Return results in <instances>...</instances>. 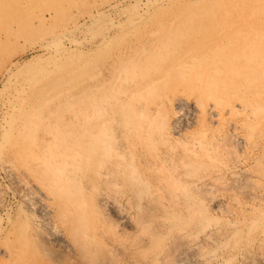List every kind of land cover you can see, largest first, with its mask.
I'll return each mask as SVG.
<instances>
[{"label": "rangeland", "instance_id": "374dc122", "mask_svg": "<svg viewBox=\"0 0 264 264\" xmlns=\"http://www.w3.org/2000/svg\"><path fill=\"white\" fill-rule=\"evenodd\" d=\"M134 1L0 0V137L2 136V140L0 138L2 142L0 143V248L2 250H0V264H73L71 257H76L77 264H97L100 261L112 259V257L117 258V256H119L118 260L121 258L120 260L127 264L138 259H142L139 261L144 264H157L161 257L166 259L163 264L164 262L165 264H221L227 259H231L234 264L264 263V224L254 223L256 226L255 232L251 234L250 247L242 246L241 249V244L238 242L241 235L239 230L241 226H245V218L247 219L249 215L240 216V208L243 209L250 202L258 203L255 191L257 186L251 178V172L256 166L254 155L244 159L242 157L237 162L238 159L234 157L239 152L238 148H235L233 155L227 153L226 158L220 161H195L194 156L185 155L183 149L190 144V141L200 137L201 122L197 118L195 121L189 118L183 122L180 128L181 133L175 135L176 139L165 138L164 143L159 142L156 145L159 151L167 149L166 146L173 145L178 156L176 155L169 164L165 165V171L177 181L187 183V185L181 183L182 185L179 186L181 189L179 187L177 189L175 184L170 185L168 193L172 192L169 193V197L177 198L187 207L183 213L175 212L163 205L167 200V192L161 186H165V183L156 182V176L145 170L141 161L143 155L141 151L136 152V147L132 143L134 139L125 140V136L121 133L120 124L123 120L121 113L124 111L121 102L124 100L120 101L117 108L108 114L112 108H109V104L117 103L112 96L117 95V91L121 88L120 82L123 79L138 80L140 78L136 74V71L140 70V64H138L131 69L130 73H125V69L121 70L120 76L123 78L120 77L119 81H108L109 67L114 60L113 48H128L130 41L134 42L135 37V42L137 40L139 42L144 39L143 37H147L148 33L145 24L141 23L137 27L139 29L131 35H119L120 29L117 25L123 23L124 18L137 17L149 4L150 14L153 16L171 14L169 12L172 10L168 5L159 4L160 0ZM99 45L96 51L91 49ZM42 46L55 52L54 55L57 58H61L62 55L66 58L69 55L75 56L74 60H78L86 55L84 63L88 64L86 67L83 64L80 71L75 73L71 71L72 74L70 72L67 74L61 71L56 78L52 75H47L48 78H46L44 77L46 70L43 66L45 62L42 63L40 60L43 58ZM56 49L60 52L56 53ZM90 49L91 51L87 52ZM37 71L43 72L38 82L39 89L44 88L39 94L41 100L32 103L29 100L28 89L20 92V96H23H21L22 108L17 112L9 111L6 114L4 122L9 128L8 132L2 134L1 123L6 110V96L14 93L15 87L21 83H25L27 88L31 86L32 81L36 79L33 75H37ZM52 78L56 83L51 80ZM30 89L32 93L35 90L32 86ZM149 97L155 99L154 96ZM168 98H170L169 93ZM121 105L122 110L120 111ZM44 114H48L46 118ZM152 124H156L157 128L161 129L162 117L159 115L157 121ZM86 130H89V134L84 132ZM90 132L94 135L98 133L100 137L98 138L104 141L100 153H105L106 148L113 154H117L120 152L119 147L124 146L123 141H127L128 152L126 156H123L125 158H122L120 154L116 155V157L119 156L118 160L122 161L121 165L127 164V167L122 172H119L121 168L117 167L118 169L116 168L117 170H114L112 174L114 178L107 177L106 172L103 175L99 174L101 171H106L108 169L106 167L112 161V156L104 157L101 153L99 165L86 169L84 175L70 171L69 190L71 189L73 195L79 196L84 207L81 212L69 215L66 220L67 225L60 224L57 213L61 206V198L58 196L57 200L55 198L56 201L50 200L46 189V186L54 188V183L60 181L58 171L52 169L54 161L51 162V157H48L45 162V164L49 163L45 166L47 173L27 171L26 175L18 173L7 161L14 157L17 164L27 167L49 156L50 149L53 150L52 154L61 155L60 153H63L69 159V156L74 154L73 152L78 151V143L82 145L79 151H84L83 143L90 138ZM182 134L185 135L184 138ZM45 144L49 145L47 153L43 149ZM111 151L109 154L112 155ZM67 165L69 164L65 163V167ZM72 168L71 165L70 169ZM95 169L102 170L95 173ZM108 171L111 172L110 168ZM218 176L220 178H217ZM107 178L117 179V181L109 180L110 183L107 185L105 183L108 182ZM194 178L198 186L191 183ZM199 178L201 181H198ZM191 185H196V187L192 188ZM208 190L211 192L209 193ZM222 195L226 198L221 197ZM224 198L228 201L227 203H222L217 209L213 207L217 201ZM106 201L109 204H106ZM54 221L59 225L62 236L73 242L74 254L65 251L63 243L56 241L54 243V240L50 238L49 227ZM259 225L262 227L260 228ZM188 228H192L195 234L192 242L182 240L179 235L180 231ZM215 229L222 231L221 238L214 235ZM77 233L79 235L85 233L87 238L84 239L82 236L77 238ZM117 233L123 234V245L129 246L124 255L114 250V234ZM197 243L200 244L197 246ZM221 257L224 258L222 261Z\"/></svg>", "mask_w": 264, "mask_h": 264}, {"label": "bare ground", "instance_id": "6f19581e", "mask_svg": "<svg viewBox=\"0 0 264 264\" xmlns=\"http://www.w3.org/2000/svg\"><path fill=\"white\" fill-rule=\"evenodd\" d=\"M159 4L170 6L172 10L169 13L171 14H167L164 16H153L150 14L151 7L149 4L141 11V13L137 17L124 18V22L117 25L120 29V32L118 33L119 35H131L132 32L139 29L137 27L140 26L141 23L145 24L148 29V33L147 37H143L144 39L140 40L139 42L138 40L137 42H135V37L134 42L130 41L131 44L128 43V48H113L114 60L111 62L109 67L110 76L108 81H119L122 72L121 70L125 69V73H130L131 69L138 64H140V70H138L139 74L137 71L136 74L140 76V78L138 80L123 79V81L120 82V91H117V95H115V97L112 96L117 103H115L114 105L109 104V108H112L110 111H108V114L109 112L111 113V111L117 108V104L120 101L124 100L123 102H121L123 103L122 105L124 110L123 113H121L123 114L122 124L118 122L116 123L120 124V128L122 126L121 133L125 136V140L130 138L134 139V142L132 143H134V146L136 147V152L141 151L143 155V160L141 161L144 164L143 166L145 170L156 176V182L159 181L165 183V186H161V188L164 187L167 192V200L164 199L165 201L163 205L175 212L183 213L187 209V207L184 203L177 200V198L172 199V197H169V193H171L172 191L169 193L168 191L170 190V185L172 186V184H175V187L178 189V187L182 185L181 183L184 182L177 181V179L166 172L165 165L169 164L173 160V158L176 157V155L178 156V154L175 153L176 151L174 150L173 145H169L168 147L166 146L167 149L163 151H159L156 145H158L159 142L164 143L165 138L172 139L175 138L176 134L179 135V132L181 133L180 128L181 125H183V122H186L189 118L190 120L194 119V121L197 118L201 122L200 137L190 141V144L186 145L183 149V153L189 157L194 156L195 161H220L224 157L226 158L227 153L233 155L235 153V148H238L239 152L238 155L234 157V159H238L237 162L241 160L242 157L244 159L246 157L254 155L256 158V166L254 165L255 170L252 169L253 171H250H252V182H254L257 186V189H255V191L256 196L258 197V203H247L249 205H246L243 209L240 208L239 210L240 216L242 215L246 217L247 214L249 215L247 219L245 218V226H241L242 228L239 230V233H241V235L238 242L241 244V249L242 246L250 247L249 242L251 241V234L255 232L254 228L256 225L254 223L260 222L261 224H264V0H160ZM156 5H158V3ZM99 47L100 45L95 46V48L93 46V48L91 49H95L96 51ZM41 49H43V58L40 60H42V63L45 62L43 66L46 70L44 74V77L46 78H48L47 75H52L53 78H56L61 71H64L67 74L69 72L71 73V71L72 73H75L78 70L80 71L82 65L85 64L84 57L86 55L78 60H74L75 56L73 57L69 55H67L66 58H64L63 55L61 58H57L56 55H54L55 52H53L52 50H48L43 46ZM91 49L87 50V52H90ZM69 50H71L70 47ZM57 51L59 50L56 49V53ZM83 52L87 53L85 50ZM66 53L68 54V52ZM86 58V61H88V57ZM42 76L43 72L37 71V75H33V78L36 77V79H30L33 80L32 84L30 85L32 86V89H35L33 93L30 89L31 86L27 88L25 83H18L20 85H17L15 89L17 87L19 89L17 88L15 90L13 88L14 91H17L18 93L12 92L8 96H6V110L3 115V122L1 123L2 134L8 132L7 130L9 128H7L6 122H4L6 114H8L9 111L17 112L22 108V95L20 96V92H24L25 89H28L27 92L30 95L29 100L32 103L41 100V98H39V94L44 88L40 90L42 87L40 86L41 88L39 89L38 82L40 81ZM53 78L51 80H53ZM24 80L26 82V79ZM45 83L47 84V82H44V84ZM168 93L170 95V98L167 99ZM149 96H154L155 99L153 100ZM122 105L119 108L120 111L122 110ZM47 115L48 114H44V118H46L45 116ZM159 115L162 117L161 129H158L156 124H152L154 123V121H157ZM123 129H125L126 131H124ZM120 130L121 129H119V131ZM84 132L89 134V130H86ZM92 133L93 132H90V138H88L87 141L85 140L86 142L83 143L85 147L84 151H79V149L82 148V145L78 143V151L73 152L74 154L72 156H69V159H67V155L63 153H60L61 155L54 153L52 154L53 150L51 151L50 149V151L48 150L49 156L44 157V159H42L41 161L33 162L27 167L17 164L14 157L10 158V160L7 161V163L11 165L13 169H15L18 173L26 175L27 171L32 173H39V171H44L45 173H47L45 166L49 165V163L45 164V162H47L48 157H51V162L54 161V168L52 169L54 171H58L60 175V181L54 183V188L51 186H46V189L48 192L47 196L50 200L56 201L58 196H60L61 198V206L57 213L58 217L56 216L60 220V224L62 223L64 225H67L66 220L69 215L81 212L82 208L84 207L83 201L79 199V196L77 197V195H73V193H71V189L69 190L70 181L68 180V178L70 175V171L79 172L80 174L84 175L86 169L95 168L97 165H99V163L101 162V153L104 157L112 156V161H110V163L106 167V169L110 168L111 172L108 171V169L106 171H101L102 169H95V173L101 171L99 172V174L101 173V175H103L106 172L107 177H112V174H114V170L118 169L117 167L121 168L119 172L125 171L124 169L127 167V164L125 163V166L121 165L123 163L122 161L118 160L119 156L116 157L117 154H120L122 158H125L123 156H126V153L128 152L126 144L127 141H123L125 142L124 146L119 147L120 152H116L117 154H113L111 150L106 148L105 153H100L104 141H101L99 139L100 137L98 136V133H95V135L94 133ZM182 135V137L184 138L185 135ZM0 138L2 140V136ZM43 149L47 153L49 145L45 144ZM109 151H111L112 155L109 154ZM226 160L228 161V159ZM227 161H225V163H227ZM65 163L69 165L65 167ZM71 165L73 166L72 169H70ZM209 171L212 173L211 170ZM206 173L209 174L208 172ZM207 174L206 176H208ZM222 177H224V175ZM217 178H220V176H218ZM109 180L110 179H108V182L105 183H110L111 180L117 181V179H111L110 181ZM198 181H201L200 178L198 179ZM191 183L198 186V182L197 180L195 181V178ZM20 185L22 184L20 183ZM185 185H187V183ZM196 185L193 186L196 187ZM193 186L192 188H194ZM186 188L188 187L186 186ZM104 193H106V191ZM221 197L225 196L222 195ZM250 197H252V195ZM225 198L220 199L215 203V206H212L216 209L220 208L222 203L224 204L228 202ZM200 199L202 198L200 197ZM112 201H114V199ZM105 203L109 204L108 201H106ZM236 207L238 206L236 205ZM227 212L225 213L228 214ZM233 221H235V219ZM50 224V238L54 240V243L55 241L63 243V248H65V251H67L69 254H74L75 246L73 242L65 239L66 237L64 238L62 236V233L58 228L59 225L56 221ZM261 227L262 226H260V228ZM221 232H219L218 229H215L214 235L221 238L223 235V233ZM82 234L85 233H81V235L77 233L76 237L79 238L80 236H82L84 237V239H86L87 235ZM114 235V250H118L121 252V254L124 255L129 249V246L123 245L122 233H117ZM179 235L184 241H194L193 236L195 234L193 233L192 228L180 231ZM75 240L77 241V239ZM198 244L200 243H197V246ZM260 249L263 250L262 248ZM239 251L240 250H238L237 248V252ZM220 256L221 255H219V257ZM233 256L235 257V255ZM118 257L119 256H117V258L112 257V259H109L107 261H100L97 264H127L123 260H120L121 258L118 260ZM223 259V257L220 258L221 261ZM71 260V263L77 264L76 257H71ZM139 260L140 259L133 262L131 261L132 263L129 264H144L140 262L142 261V259L140 261ZM164 260L166 261L165 258L161 257L158 260V263L163 264ZM232 260L234 261V259ZM222 263L234 264L231 259L223 260Z\"/></svg>", "mask_w": 264, "mask_h": 264}]
</instances>
